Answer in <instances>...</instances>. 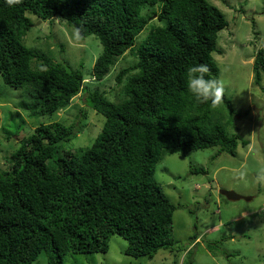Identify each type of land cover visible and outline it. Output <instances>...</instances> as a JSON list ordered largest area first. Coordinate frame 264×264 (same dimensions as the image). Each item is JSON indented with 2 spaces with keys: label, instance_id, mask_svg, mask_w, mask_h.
<instances>
[{
  "label": "trees",
  "instance_id": "16d2710c",
  "mask_svg": "<svg viewBox=\"0 0 264 264\" xmlns=\"http://www.w3.org/2000/svg\"><path fill=\"white\" fill-rule=\"evenodd\" d=\"M155 5L161 23L151 25L135 47L155 14L142 10ZM55 16L79 36L99 40L94 79H102L126 50L135 62L115 76L117 84L124 78L117 101L98 89L87 92L85 101L104 117L90 145L62 151L78 127L53 120L34 127L9 155L0 170V264H31L41 252L48 264H64L67 253L106 252L114 234L135 258L170 250L178 206L154 179L157 162L165 154L207 147L235 155L239 143H248L229 130L235 109L225 93L213 108L186 92L192 65H207L209 75L219 78L212 54L221 53L216 43L226 17L208 0H0V77L24 90L27 100L20 105L32 117L64 109L83 89L79 68L24 43L33 17ZM252 71L260 85L264 36ZM207 248L213 251L209 243Z\"/></svg>",
  "mask_w": 264,
  "mask_h": 264
},
{
  "label": "rangeland",
  "instance_id": "374dc122",
  "mask_svg": "<svg viewBox=\"0 0 264 264\" xmlns=\"http://www.w3.org/2000/svg\"><path fill=\"white\" fill-rule=\"evenodd\" d=\"M208 1L224 13L228 22L218 34L216 44L221 53L212 55L224 93L235 109V127L229 130L248 143H239L235 155L207 147L165 154L157 162L154 179L178 206L173 212L175 244L170 250L160 249L151 258H135L124 252L127 241L114 234L106 252L67 253L64 264H264V74L261 84L255 85L252 71L254 54L264 36V0ZM158 12V5L142 10L143 15L155 14L136 38L135 47L151 25L161 23L156 18ZM33 19L24 36L25 45L79 68L85 78L83 89L64 109L51 116L32 117L20 105L27 100L24 90L4 84L0 77V170L8 166L7 158L21 140L42 122L60 120L78 127L62 151L90 145L104 117L85 101L87 92L98 89L117 101L124 78L117 84L115 76L135 62L126 50L116 57L108 73L96 80L92 69L102 46L94 35L79 36L58 16L48 21ZM81 112H85V118ZM193 167H203L206 173H192ZM220 189L233 190L249 199L230 200ZM208 243L213 251L207 248ZM31 264H48L45 253Z\"/></svg>",
  "mask_w": 264,
  "mask_h": 264
},
{
  "label": "clouds",
  "instance_id": "9594fccd",
  "mask_svg": "<svg viewBox=\"0 0 264 264\" xmlns=\"http://www.w3.org/2000/svg\"><path fill=\"white\" fill-rule=\"evenodd\" d=\"M186 92L190 99L199 103L218 106L223 99L224 83L219 78L209 75L207 65H192L186 70Z\"/></svg>",
  "mask_w": 264,
  "mask_h": 264
},
{
  "label": "water",
  "instance_id": "95a60500",
  "mask_svg": "<svg viewBox=\"0 0 264 264\" xmlns=\"http://www.w3.org/2000/svg\"><path fill=\"white\" fill-rule=\"evenodd\" d=\"M220 193L225 195L230 200H238L240 198L249 199V197H247L245 195L238 194V193L234 192L233 190L220 189Z\"/></svg>",
  "mask_w": 264,
  "mask_h": 264
}]
</instances>
